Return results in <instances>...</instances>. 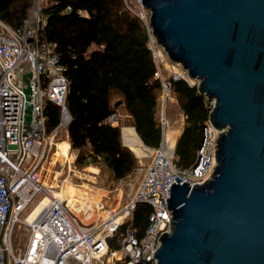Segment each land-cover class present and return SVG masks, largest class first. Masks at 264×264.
Here are the masks:
<instances>
[{
    "label": "water",
    "instance_id": "water-1",
    "mask_svg": "<svg viewBox=\"0 0 264 264\" xmlns=\"http://www.w3.org/2000/svg\"><path fill=\"white\" fill-rule=\"evenodd\" d=\"M141 4L168 61L214 101L220 132L211 177L169 189L157 264H264V0Z\"/></svg>",
    "mask_w": 264,
    "mask_h": 264
},
{
    "label": "built area",
    "instance_id": "built-area-1",
    "mask_svg": "<svg viewBox=\"0 0 264 264\" xmlns=\"http://www.w3.org/2000/svg\"><path fill=\"white\" fill-rule=\"evenodd\" d=\"M134 1L138 11L125 0L127 8L148 28L142 0ZM44 3L45 0H31L27 19L20 30H13L0 20V264L5 261L7 264H111L114 260L121 264H157L159 239L171 231L169 189L176 183L175 178L192 189L193 185L211 177L220 132L208 115L201 128L193 165L178 169L173 164L174 146L165 138L166 120L162 118V142L151 150V161L132 200L118 211H109L104 218L87 217V222L82 221L59 197L35 180L50 137L59 129H65L71 120L66 107L69 82L56 54V44L40 38ZM155 45L150 35L149 49L157 69L155 77L161 81L164 96L170 90V79L196 85L183 70L163 81L158 54L163 56ZM205 100L210 113L214 101ZM48 104L58 107L61 114L59 124L51 132L46 127ZM105 122L114 125L117 115ZM38 194L46 195L48 200L39 214L26 224L28 237L24 249L15 251L14 228L21 223V215ZM137 204H145L151 210L140 238L132 226ZM121 228L124 229L117 241L118 249L109 251L108 240ZM112 255L113 260H107Z\"/></svg>",
    "mask_w": 264,
    "mask_h": 264
},
{
    "label": "trees",
    "instance_id": "trees-1",
    "mask_svg": "<svg viewBox=\"0 0 264 264\" xmlns=\"http://www.w3.org/2000/svg\"><path fill=\"white\" fill-rule=\"evenodd\" d=\"M127 2V0H126ZM31 0H0V20L20 30ZM42 41L56 44V54L69 82L66 107L71 120L66 127L70 146L79 151L78 166L102 163L113 179L121 181L137 168L134 153L123 146L120 126L105 121L123 107L142 144L157 149L163 139L159 119L161 81L149 49L150 30L132 13L125 0H45L41 10ZM170 94L183 115L184 127L174 146L173 164L188 169L196 158L201 128L209 115L203 95L182 79H170ZM121 102L118 108L115 104ZM47 131L60 122L58 107L46 106ZM69 209L82 221L94 217L86 203ZM150 207L137 204L132 226L142 237ZM123 229L108 240L109 251L118 249Z\"/></svg>",
    "mask_w": 264,
    "mask_h": 264
},
{
    "label": "rangeland",
    "instance_id": "rangeland-1",
    "mask_svg": "<svg viewBox=\"0 0 264 264\" xmlns=\"http://www.w3.org/2000/svg\"><path fill=\"white\" fill-rule=\"evenodd\" d=\"M127 3L132 9L138 11L134 0H127ZM144 15L145 20H147L148 13L144 12ZM156 51H159L164 58V62L158 65L163 81L169 80L174 73L182 72L179 65L168 61L161 48L157 47ZM193 82L196 84L195 81ZM163 94L162 91L159 99V119L160 122L162 118L166 120V135L167 123L168 120L171 121L175 107L171 102L174 98L170 92L166 93L167 96ZM179 119L180 116H178ZM125 132L128 133V131ZM49 136L51 135L49 134ZM127 143L134 149V152L132 150L133 153L144 155V160L143 158L137 159L138 164L134 173L124 180L116 181L102 163L78 166L76 160L79 151L71 148L66 128L59 129L49 139L44 159L36 171L35 180L46 186V189L48 188L53 194L67 197L68 201L75 206L81 203L92 206L95 210V219L104 218L109 211H118L132 200L142 180L144 170L152 158V149L144 145L137 148L138 140L134 136L130 141L126 140ZM47 200L46 195L38 194L21 215V223L16 225L12 234V244L15 251L24 249L28 237L26 224L39 214L42 205ZM39 202L41 203L39 204ZM112 257L113 255L111 259L107 260L112 261ZM110 263L121 264L115 260Z\"/></svg>",
    "mask_w": 264,
    "mask_h": 264
},
{
    "label": "crops",
    "instance_id": "crops-1",
    "mask_svg": "<svg viewBox=\"0 0 264 264\" xmlns=\"http://www.w3.org/2000/svg\"><path fill=\"white\" fill-rule=\"evenodd\" d=\"M171 102L173 103L175 110L173 112V116H172L171 121L168 120V123H167L168 127H167V131H166V135L169 136L168 137L169 143L172 146H175L179 136L182 133L183 127H184V118H183V115L178 110V107L175 103V100L172 99ZM116 115H117V122L113 126H117V125L120 126L121 139H122L123 146L127 147L131 151L133 150V152H134V149H132L131 145H129V143L126 144V140L130 141L131 139H133V136H134L136 138V140H138V143L136 144L137 148L143 144H142L141 140L139 139V137L137 136L135 129L132 127V120L128 116L127 112L125 111V109L123 107H121L117 111ZM178 116H180L179 120H178ZM130 130L132 133L130 132ZM125 131H128V133H126ZM166 135H165V138H166ZM146 154H148V153H146ZM146 154H145V156H146ZM134 155L136 156V158L138 160H140V158H143V160H144V155H141L140 153L139 154L134 153ZM82 204L83 203H81V205Z\"/></svg>",
    "mask_w": 264,
    "mask_h": 264
},
{
    "label": "bare ground",
    "instance_id": "bare-ground-1",
    "mask_svg": "<svg viewBox=\"0 0 264 264\" xmlns=\"http://www.w3.org/2000/svg\"><path fill=\"white\" fill-rule=\"evenodd\" d=\"M164 62V60H163V58L160 56V54H158V63L160 64V63H163ZM169 136H167L166 135V139H169L168 138ZM169 141V140H168ZM54 195H56L57 197H59L66 205H67V203H68V199H67V197H64V196H61V195H58V194H54ZM44 204H46V202L44 203ZM43 204V205H44ZM72 204V203H71ZM70 204V206L72 207V205ZM42 205V206H43Z\"/></svg>",
    "mask_w": 264,
    "mask_h": 264
}]
</instances>
